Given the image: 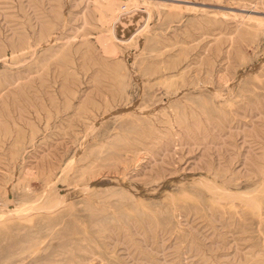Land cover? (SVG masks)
Listing matches in <instances>:
<instances>
[{
  "label": "rangeland",
  "instance_id": "obj_1",
  "mask_svg": "<svg viewBox=\"0 0 264 264\" xmlns=\"http://www.w3.org/2000/svg\"><path fill=\"white\" fill-rule=\"evenodd\" d=\"M0 264H264V0H0Z\"/></svg>",
  "mask_w": 264,
  "mask_h": 264
}]
</instances>
